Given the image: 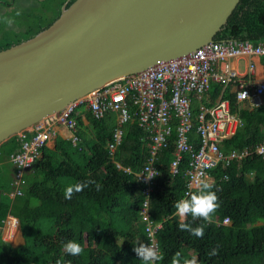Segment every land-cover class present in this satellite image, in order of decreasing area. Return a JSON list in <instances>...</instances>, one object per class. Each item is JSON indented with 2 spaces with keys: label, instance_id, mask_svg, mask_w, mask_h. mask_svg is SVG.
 <instances>
[{
  "label": "trees",
  "instance_id": "obj_1",
  "mask_svg": "<svg viewBox=\"0 0 264 264\" xmlns=\"http://www.w3.org/2000/svg\"><path fill=\"white\" fill-rule=\"evenodd\" d=\"M74 1L35 0L41 3L39 12L25 15L24 7L23 23L16 31L7 28L5 15L8 6L15 4L19 8L21 2L0 0V51L49 28L60 17L62 7H69ZM227 41L254 46L264 43V0H241L214 39L215 43ZM211 90L212 99L221 96L228 100L231 112L238 114L243 123L231 139L224 141L221 150L225 154L241 152L263 142L259 124L264 125V106L240 109L236 95L229 94L228 89L213 84ZM198 111L193 108L194 117ZM83 116L77 117L79 143L74 145L70 139L60 138L54 149L45 147L34 163L28 186L13 201L7 196L11 184L1 161L21 151L18 136L0 146V224L6 216H13L20 222L24 237V244L13 248L0 236V264H56L57 260L62 264H142L134 247L150 241L140 214L146 200L145 186L137 174L148 159L150 139L136 120L130 122L124 127L121 145L111 156L108 144L116 126L114 116L102 121L93 119L87 111ZM195 132L194 129L190 140L199 147L200 138ZM175 139L173 133L168 148L156 157L159 176L149 199L152 220L162 224L156 236L160 255L157 264H173V260L185 264L193 259L196 264H264V157L251 155L229 166L220 163L210 172L208 182L220 203L213 222L193 220L191 216L181 221L174 205L190 196H185L188 158L174 176L170 163L174 159ZM86 180L98 183L100 190L93 184L75 193L71 200L65 199L66 187ZM227 218L230 224L224 225ZM180 223L192 228L203 225V238L179 230ZM69 240L80 243L84 253L68 255L63 245Z\"/></svg>",
  "mask_w": 264,
  "mask_h": 264
},
{
  "label": "built area",
  "instance_id": "obj_2",
  "mask_svg": "<svg viewBox=\"0 0 264 264\" xmlns=\"http://www.w3.org/2000/svg\"><path fill=\"white\" fill-rule=\"evenodd\" d=\"M254 57L264 59V43L257 46L240 41L208 43L188 55L159 61L139 73L109 82L61 112L35 123L18 135L21 151L9 158L14 167L13 195H22L25 173L33 170L56 128L69 132V139L77 145L78 116L84 117L83 112L87 111L93 119L102 121L113 114L116 126L108 144L113 156L122 143L124 127L136 120L151 142L148 159L137 178L145 186L143 194L146 196L140 211L141 219L150 244L157 249L156 236L162 224L152 220L149 199L159 176L156 157L161 150L168 148L173 133L176 135V149L170 172L178 175L185 157L188 158L184 170L186 197L202 182L208 183L210 172L220 163L229 166L231 162L241 163L251 155L264 157V141L255 148L225 154L221 150L222 144L235 135L242 121L231 112L228 100L220 98L212 106L202 103L212 85L218 84L223 90L232 85L237 87L236 101L239 104L264 105V83L255 84L252 79L255 66L250 64L245 75L231 67L233 60ZM195 100L201 102L196 117L193 114ZM194 129L200 138L199 147L190 140ZM148 175L154 177L149 179ZM223 224H230V220L225 219ZM19 229L20 222L11 215L6 216L0 224L2 241L10 244Z\"/></svg>",
  "mask_w": 264,
  "mask_h": 264
},
{
  "label": "water",
  "instance_id": "obj_3",
  "mask_svg": "<svg viewBox=\"0 0 264 264\" xmlns=\"http://www.w3.org/2000/svg\"><path fill=\"white\" fill-rule=\"evenodd\" d=\"M241 0H75L33 38L0 51V146L105 84L188 55ZM20 235L23 232L20 226Z\"/></svg>",
  "mask_w": 264,
  "mask_h": 264
},
{
  "label": "clouds",
  "instance_id": "obj_4",
  "mask_svg": "<svg viewBox=\"0 0 264 264\" xmlns=\"http://www.w3.org/2000/svg\"><path fill=\"white\" fill-rule=\"evenodd\" d=\"M147 177L151 179L154 176L148 175ZM93 184H95L96 190L99 191L101 186L98 183L93 180H86L66 187L64 197L67 200H71L75 193L82 192L85 187ZM212 187L209 183L202 182L197 190L190 194L189 198L178 200L174 205L177 214L182 218L191 216L193 220L201 219L206 223H212L214 213L220 208L219 198L216 192L212 190ZM178 228L181 231L190 232L191 235L197 238H203L204 236L203 225L192 228L189 224L180 223ZM63 247L65 252L71 256H79L85 251L83 246L75 240L67 241ZM134 251L142 261V264H157L160 259L158 250L150 243L136 246ZM212 254H215V250H213ZM56 264H62V261L57 260ZM173 264H176L175 260H173ZM185 264H196V260L186 261Z\"/></svg>",
  "mask_w": 264,
  "mask_h": 264
},
{
  "label": "crops",
  "instance_id": "obj_5",
  "mask_svg": "<svg viewBox=\"0 0 264 264\" xmlns=\"http://www.w3.org/2000/svg\"><path fill=\"white\" fill-rule=\"evenodd\" d=\"M250 64H253L255 66V71H254V74H253V77H252V79L255 82V84L264 83V59L263 58L254 57V58H250V59H247L246 58V59H240V60H233L231 62V67L233 69H235L239 74L245 75L247 73V68H248V66ZM216 85H218V84H216ZM237 90H238V88L235 87L234 85H232V86H229L228 93L229 94L236 95ZM211 91L202 100V103L205 104L206 106H212V105H214L217 102V100H219L220 98H222L220 96V97L217 98V100L214 101L212 99ZM200 104H201L200 101L195 100L194 103H193V108L194 109L195 108L196 109H199V105ZM237 104L239 105V108L240 109H251V110L257 109V108H260V107L264 106V105H262V106H254L253 107V106H251L249 104H239L238 102H237ZM233 114L236 115L242 121V119L240 118V116L238 114H236V113H233ZM110 115H113V114H110ZM113 116H114V118L116 120V116L115 115H113ZM87 124H88V122H86V125ZM242 126H243V123H242ZM242 126L239 127L238 130L240 128H242ZM259 128H260L261 134L264 135V125L259 124ZM69 136H70V133L67 132L65 129H63V128H56L55 129V132H54V135H53V137L51 139V141L47 144V147L50 148V149H54L55 146H56V143H57L58 139H60V138H62V139H69ZM1 165L5 168V171H7L8 176L6 177V179L9 182V185H10L11 182H12L13 174H14L13 164L10 161V159L3 158L2 161H1ZM31 177H32V173L31 172H26L25 173V176H24V184L22 186L23 189L28 186V184H29V182L31 180ZM7 196H8V198L11 201H13L16 198L13 195V191H12L11 187H10L9 194ZM0 199H2V196L1 195H0ZM185 219L186 218L180 217V220L181 221H184ZM23 239H24V237H23ZM23 244H24V241L22 240V237L20 235V229H19V231L17 232L15 238L10 243V245L13 248H17V247H19V246H21Z\"/></svg>",
  "mask_w": 264,
  "mask_h": 264
},
{
  "label": "rangeland",
  "instance_id": "obj_6",
  "mask_svg": "<svg viewBox=\"0 0 264 264\" xmlns=\"http://www.w3.org/2000/svg\"><path fill=\"white\" fill-rule=\"evenodd\" d=\"M7 1H11V0H7ZM19 2H21V4H19V6H20L19 8L16 7L15 4H11L10 6H8L7 7L8 8L7 9L8 15H5V21L9 22V26H7V28L14 29L16 31H18L17 26L21 25V23H23L24 14L29 15L31 13L30 15H36L39 12V9L41 8V5H40L41 3L37 4V3H35V0H19ZM24 7L31 12H28L27 10L25 11ZM23 10L25 13L23 12ZM1 11H2V9H0V13H1Z\"/></svg>",
  "mask_w": 264,
  "mask_h": 264
}]
</instances>
